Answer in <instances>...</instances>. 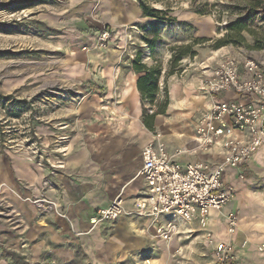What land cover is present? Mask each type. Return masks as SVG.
I'll list each match as a JSON object with an SVG mask.
<instances>
[{
	"label": "rangeland",
	"instance_id": "obj_1",
	"mask_svg": "<svg viewBox=\"0 0 264 264\" xmlns=\"http://www.w3.org/2000/svg\"><path fill=\"white\" fill-rule=\"evenodd\" d=\"M115 1L105 0L103 6L102 0H0V145L4 150L21 151L43 162L41 137L34 124L48 122L52 116L59 122L65 116L64 107L104 91V82L91 73L92 68L99 72L93 65L99 58H119L121 71L139 50L159 46L163 54H156L153 64L162 67L168 59L169 69L172 46L200 39L190 48L195 55L183 56L175 75L186 68L191 82L200 80L204 69L226 55L249 56L264 67V0H143L166 10L165 20L154 28L150 23L156 20L151 18L143 24L115 22ZM118 3L139 8V0ZM238 18L244 42L216 47L227 25ZM103 31H108L105 39ZM165 87L166 83L162 90ZM241 180L248 188L245 210H228L236 214L237 227L227 234L225 221L224 231L231 237L240 229L238 240L214 233L213 237L231 244L233 256L227 264H264V161ZM3 201L0 197V208L5 206L6 221L11 224V209ZM227 212L222 213L224 218ZM115 245L103 242L91 250L79 248L67 260L44 253L38 261L29 262L10 247H3L1 256L9 264H217L204 230L193 223H180L179 234L169 240L158 238L154 230L148 240L136 241L132 248Z\"/></svg>",
	"mask_w": 264,
	"mask_h": 264
},
{
	"label": "crops",
	"instance_id": "obj_2",
	"mask_svg": "<svg viewBox=\"0 0 264 264\" xmlns=\"http://www.w3.org/2000/svg\"><path fill=\"white\" fill-rule=\"evenodd\" d=\"M118 2L112 5L115 22L143 24L149 20L137 6L123 7ZM143 50L142 62L147 65L155 62L156 54H163L159 46ZM217 62L204 69L203 76ZM77 64L83 65L78 60ZM125 64L120 71L119 58L97 59L93 65L99 67L100 73L95 68L91 73L93 78L104 82V91L86 96L77 105L64 107L65 116L59 122L53 121L52 116L48 122L34 124L41 137L43 162L21 151L4 150L0 145V197L12 212L10 224L5 218V206L0 208V264L10 263L1 256L3 247L36 262L44 253L67 260L79 248L91 250L103 242L132 248L134 242L148 240V235L154 233L151 220L130 213L146 188L139 174L141 150L155 131L161 133L166 149L181 164L201 161L213 165L221 160L215 150L175 154L176 149L191 142L195 133L199 110L205 102L196 90L199 80L191 82L186 68L179 75H166L168 59H164L157 95L159 99L162 97V86L166 83L169 103L165 114L150 119L151 113L144 112V105L148 104L142 102L136 87L140 73L131 64ZM78 70L76 67L73 72L77 74ZM146 121L150 122L149 126ZM263 161L264 148L253 155L243 178L239 176L240 170L226 169L224 181L233 186L236 196L221 212L209 214L206 229L216 237L238 240L240 229L231 237L225 234L226 219L222 213L230 209L239 213L245 210L243 202L248 188L239 179L247 177L251 167ZM43 179L49 185L42 190ZM40 191L56 203V211L43 212L28 201L27 198L38 196ZM116 198L121 199L125 213L115 221L91 220L97 209L107 207Z\"/></svg>",
	"mask_w": 264,
	"mask_h": 264
},
{
	"label": "built area",
	"instance_id": "obj_3",
	"mask_svg": "<svg viewBox=\"0 0 264 264\" xmlns=\"http://www.w3.org/2000/svg\"><path fill=\"white\" fill-rule=\"evenodd\" d=\"M107 37L108 31H103L101 38ZM196 90L205 102L195 133L191 142L176 149L175 154L215 150L221 160L213 165L201 161L181 164L166 149L161 133L155 131L141 150L139 174L146 188L130 214L150 219L155 236L163 240L179 234L180 223L196 222L213 246L216 263L227 264L233 256L231 244L215 239L206 227L210 212H221L233 198V186L224 181L226 169L240 170L243 178L253 155L264 146V67L249 56L226 55L198 81ZM48 185L49 181L43 179L42 190ZM27 199L43 212L57 210L56 203L43 191ZM123 213L121 199L116 198L97 209L91 220L115 221ZM225 219L226 232L232 234L237 216L228 211Z\"/></svg>",
	"mask_w": 264,
	"mask_h": 264
},
{
	"label": "trees",
	"instance_id": "obj_4",
	"mask_svg": "<svg viewBox=\"0 0 264 264\" xmlns=\"http://www.w3.org/2000/svg\"><path fill=\"white\" fill-rule=\"evenodd\" d=\"M139 8L143 17H148L156 21L151 22L152 28L157 27L161 20H165L166 10L157 9L152 6L147 5L143 0H139ZM199 14H203L202 11H196ZM163 15V16H162ZM242 28L240 24V18L234 20L226 27V32L215 42V46L219 47L228 43L233 45H240L244 42V37L241 33ZM204 40V39H203ZM202 40L196 39L192 44H182L175 45L171 47V52L173 53L170 60L169 69L166 71V75H172L180 72V60L186 55H195L194 51H191V45L200 43ZM146 43L149 45V40L146 39ZM132 68L135 72L140 73L136 79V87L140 93L142 102L148 104L145 107L144 112L148 113L150 106H154L155 109L150 114V119H152L156 114H165L166 108L169 103L168 89L165 87L162 91L161 99L158 98V80L162 71L161 64L156 62L153 65H147L142 62V51L139 50L136 53V57L131 62ZM152 109V108H151ZM147 126L150 122H145ZM23 258V257H22Z\"/></svg>",
	"mask_w": 264,
	"mask_h": 264
}]
</instances>
